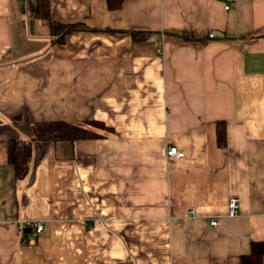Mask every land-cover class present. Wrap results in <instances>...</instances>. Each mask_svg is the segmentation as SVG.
Returning a JSON list of instances; mask_svg holds the SVG:
<instances>
[{
    "label": "crops",
    "instance_id": "1",
    "mask_svg": "<svg viewBox=\"0 0 264 264\" xmlns=\"http://www.w3.org/2000/svg\"><path fill=\"white\" fill-rule=\"evenodd\" d=\"M35 5L0 0V264H237L264 241V0H46L88 27L60 43ZM54 122L98 137L33 139Z\"/></svg>",
    "mask_w": 264,
    "mask_h": 264
},
{
    "label": "trees",
    "instance_id": "2",
    "mask_svg": "<svg viewBox=\"0 0 264 264\" xmlns=\"http://www.w3.org/2000/svg\"><path fill=\"white\" fill-rule=\"evenodd\" d=\"M123 0H104L105 8L108 11H113L121 4ZM35 16L38 18H43L48 25V30L53 42H63L65 35L72 31H85L88 30L86 25L81 23H70L62 24L58 22H52L48 19V14L46 10V0H35ZM146 31H131L129 36L134 40H143ZM181 36V35H180ZM184 39L190 40L191 36H181ZM213 38V37H209ZM93 124L105 128L104 125L98 122H93ZM33 130V139L37 140H54L67 139L74 140L75 138L89 139L98 137V134L93 133L90 129L80 127L78 125H72L64 122L59 123H44V124H34L31 126ZM222 136L221 126H216L215 137L217 141L220 142ZM31 143L29 142H11L7 149V159L9 164L13 167V171L18 178H22L26 174L27 161L30 155ZM30 226L24 227L21 232H23V238H26L30 232ZM264 256V241H256L250 243L247 254L241 255L238 258L237 264H260L261 258Z\"/></svg>",
    "mask_w": 264,
    "mask_h": 264
},
{
    "label": "built area",
    "instance_id": "3",
    "mask_svg": "<svg viewBox=\"0 0 264 264\" xmlns=\"http://www.w3.org/2000/svg\"><path fill=\"white\" fill-rule=\"evenodd\" d=\"M217 1L221 3L222 8L224 10H227L235 0H217ZM209 37H212V35L209 34ZM164 154L166 155V157H172V158H179L182 156V153L180 151L178 152L174 147L171 146L165 149ZM236 208H237V200L234 197H229L225 203L226 216L228 217L235 216L237 213ZM214 224H215L214 220H211L208 223L209 226L211 225L213 226ZM26 226H30L33 228L34 231L33 235H37L43 229V225L40 222H33L32 224L28 223Z\"/></svg>",
    "mask_w": 264,
    "mask_h": 264
},
{
    "label": "rangeland",
    "instance_id": "4",
    "mask_svg": "<svg viewBox=\"0 0 264 264\" xmlns=\"http://www.w3.org/2000/svg\"><path fill=\"white\" fill-rule=\"evenodd\" d=\"M90 126H92L93 129L98 130V131H103V129H104V128H101L100 126L95 125V124H93V123H92Z\"/></svg>",
    "mask_w": 264,
    "mask_h": 264
}]
</instances>
